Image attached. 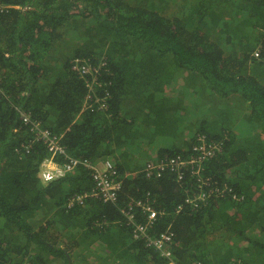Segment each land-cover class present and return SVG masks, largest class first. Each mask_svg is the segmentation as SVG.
I'll return each instance as SVG.
<instances>
[{"label": "trees", "instance_id": "16d2710c", "mask_svg": "<svg viewBox=\"0 0 264 264\" xmlns=\"http://www.w3.org/2000/svg\"><path fill=\"white\" fill-rule=\"evenodd\" d=\"M71 32L77 42L66 38ZM258 44L261 55L254 59ZM74 57L106 61L109 73L97 86L102 107L82 110L88 91L70 68ZM161 64L160 73L188 72L199 96L208 91L224 98L226 104H212L213 119L198 112L205 118L195 134L223 140L201 175L208 177L207 190L226 185L241 199L211 196L196 207L199 182L188 171L180 180L169 172L146 178L140 165L126 174L123 163L110 157L137 144L128 138L136 117L128 116V102L136 98L157 110L152 93L138 94L157 81ZM227 98L245 103V111L230 107ZM234 109L256 123L248 136L241 120L222 125L220 133L209 131ZM18 110L61 133L70 154L112 160L122 180L116 203L88 198L67 205L93 187L82 165L43 183L38 171L47 148L32 140ZM165 125L162 120L159 127ZM168 136L158 138V158L187 155L190 147H168ZM146 196L164 211L153 232L170 226L177 264H225L233 257L264 264V0H0V264H167L133 236L121 211ZM133 211L135 221L144 220L138 208ZM230 237L239 245L234 256L225 249ZM95 242L102 243L97 248Z\"/></svg>", "mask_w": 264, "mask_h": 264}, {"label": "built area", "instance_id": "2783aa9c", "mask_svg": "<svg viewBox=\"0 0 264 264\" xmlns=\"http://www.w3.org/2000/svg\"><path fill=\"white\" fill-rule=\"evenodd\" d=\"M260 47L258 44L252 51V58H260ZM70 68L84 80L88 91L84 104H82V110L88 109L93 104L100 105L99 102H103V100L100 99V96H97V86L102 81V73H108L106 61L100 59L96 63L91 64L83 57H74L70 61ZM100 106L102 107V105ZM18 112L23 122L29 125V131L33 135L32 140L40 141L47 148L48 156L41 162L38 171V177L43 183L47 184L61 178H66L69 174L74 173L78 166H86L90 170L93 187L89 191L74 194L68 200L67 205L70 207L81 205L88 198L100 200L105 204L116 203L121 190L122 180L117 168H115L110 159L103 162L102 168H98L77 156L71 155L60 141L61 133L55 134L48 128L43 127L40 122L33 121L28 113L21 110H18ZM222 147V139H208L203 133H197L194 135L187 155L174 154L172 156H163L156 160H149L145 162L141 168V172L146 178L152 179L159 178L167 172L174 173L177 180H180L188 171L194 180L199 182V185H197L199 194L195 198L196 202L194 203L196 207L204 203L211 196L224 197L229 195L232 199L239 200L242 196H237L226 185L210 190L205 188L210 183L208 177L204 179L203 175H201V171H204V163L217 156L222 151ZM49 165H55V167H50ZM48 175H51L53 178L46 179ZM134 208H138L141 211L144 216L143 221H135ZM179 210H181L180 205L177 206L175 212ZM121 211L127 223L131 226L132 234L136 239H140L146 247L153 249L167 264H177L172 256L173 232L170 230V226L168 225L165 230L158 233L153 232L155 222L164 214V211L157 210L148 196L132 202L130 206L123 208ZM195 264L202 263L198 261ZM225 264H243V262L240 259H234Z\"/></svg>", "mask_w": 264, "mask_h": 264}, {"label": "rangeland", "instance_id": "374dc122", "mask_svg": "<svg viewBox=\"0 0 264 264\" xmlns=\"http://www.w3.org/2000/svg\"><path fill=\"white\" fill-rule=\"evenodd\" d=\"M78 10H80V9H78ZM78 10L75 9L72 12L78 13ZM85 20H86V18H85ZM91 22L92 21H89V18H87L86 23L91 25ZM73 34H75V33H72V34L66 33V38L70 42H73V41L77 42V40L79 38L77 37L76 34L75 35H73ZM100 59H103V58H100ZM97 64H99V63H97ZM161 68H162V64L159 65L158 67H156L157 81L153 80V82L150 83L149 89L144 90V91H140L138 96L142 97V96H146V94H148V93H152L154 101L156 98L159 99V101H163L165 98H171L172 102L173 101L179 102L180 100L181 101L186 100V102H190V105H185L187 107V111H183V112L181 111V113H180V110H178L179 114H181L182 116H185L183 121L181 122L182 127L188 130V133H189L188 136H193V137H190V141L188 142V144L186 146L187 148L185 147L186 148L185 150H187L191 145V142L194 138L196 131L199 129L198 126L202 125V122H200V120L205 118L204 115H198V112L199 113H205L207 115H209L211 113L209 116H211L213 119L215 117V113H212V110H214V109H212V104L215 102V104H217V106H221V105H224L226 103H225L224 98H216L215 99L214 97H212L208 93V91L206 92L207 94L205 96H203L202 92L200 93V96L198 94H196V92L194 91V85H192V82L189 81L190 75L188 74V72H186V71L184 72V70L180 72L176 68V69H174L173 73H167L166 74L163 72L160 73ZM108 73H109V69H108ZM196 74H198V73H196ZM198 75H200V74H198ZM199 79H200V77H199ZM102 83H103V80L101 81L99 86H101ZM196 84H199V83H196ZM160 94H162V95H160ZM163 96L165 98H163ZM207 96H209L208 98H210V96H211L212 99L211 100L207 99ZM141 101L142 100H137L135 98L134 101L128 102L130 105V108L132 110L131 112L133 113V115L136 114L134 116L141 117L140 114H138L139 113L138 108H139V106L143 107L144 104L146 103L145 102V103L140 104ZM203 101H205V102L203 103ZM234 102H235V100L233 98L228 99V105H230V107H233L235 109H236V107L241 108V110L244 109V111H245V106H246L245 103H243L240 100L237 101L236 103H234ZM165 103H167V102H165ZM147 104H150V102H147ZM154 106H157V105H154ZM159 108H160V106H157V109H159ZM235 109H234V111H235ZM200 111H202V112H200ZM240 115L241 114L239 112L235 111L234 115L230 119L227 117V118H223V120H222V118L220 117L219 120L220 121L222 120V121L218 124H215V125L212 124L213 127L209 126L208 127L210 129L209 131L214 130L213 132L220 133L218 131V129L222 125L227 126L228 124L233 123L235 120H241V125H242L241 133H243L242 134L243 136L244 135L248 136L252 132V129L254 127H257V125L254 122H252V124H254L255 126H253L251 123H249V122H251V120H249V122L243 121V119ZM177 116H178V114H177ZM224 116L225 115H223L222 117H224ZM244 118H245V116H244ZM186 119L190 120V122H189V125L187 127H184L186 125ZM194 130H196L195 133H194ZM221 134L225 135L226 132L224 131ZM132 137H133V140L139 145L138 134L132 133ZM223 137H226V136H223ZM186 139H187V136L184 138V140H186ZM216 244H218V243L212 244V245H210V247L212 248ZM227 244H228L227 245L228 248H225V249H229V251L233 254L232 256H234V253H236L234 250H237V247H239L238 243L236 244L235 240L232 237H230V241ZM243 244L240 243V246H245Z\"/></svg>", "mask_w": 264, "mask_h": 264}, {"label": "crops", "instance_id": "0c3cea01", "mask_svg": "<svg viewBox=\"0 0 264 264\" xmlns=\"http://www.w3.org/2000/svg\"><path fill=\"white\" fill-rule=\"evenodd\" d=\"M204 102L205 101H203V103ZM151 104L153 106L154 105L160 106V108L157 110L156 109L151 110V108H148L149 105H147V107H140L138 108L139 109L138 114H140L141 117L136 116L135 120L134 118L132 119L133 130H131V132L129 133L128 138L133 139V137H131L132 133H137L139 139V145L136 144L133 149L126 150V148H124L123 153L116 150L114 154L110 156L113 157L112 159L114 162L117 161L119 163H123L125 168L124 173L129 172L128 170L139 165L143 167L145 162L149 160L158 159L159 156L158 150L161 147H163L162 144L158 143L159 142L158 138L160 137V135L169 134V137H167V146L175 149L179 148L182 151H184L187 148L186 146L190 141V137H193V136H188L189 134L188 130L182 127L181 122L183 121L185 116H182L181 114L178 113V110H180V113L181 111L182 112L187 111V107L185 105H190V102H186V100L185 101L180 100L179 102H174V101L172 102L171 98H165L163 101L158 100V102L155 101V103H151ZM166 107H168V110ZM170 108H175L177 111H171ZM127 114L128 116H131L133 113L131 112ZM162 120L166 125L164 127H159L160 122ZM189 122L190 120L186 119V125L184 127H187L189 125ZM162 128H165L164 129L165 133L159 132V129ZM195 131L196 130H194V133ZM168 132H172V133H168ZM186 136L187 139L184 140ZM102 159L104 158L101 159L97 158L94 161L87 159H82V160L91 163L93 166L102 168L103 162L107 160V159L105 160ZM99 243L102 242H95L94 246H97V248L100 247ZM234 259L236 260L237 258L233 257L231 260Z\"/></svg>", "mask_w": 264, "mask_h": 264}, {"label": "clouds", "instance_id": "9594fccd", "mask_svg": "<svg viewBox=\"0 0 264 264\" xmlns=\"http://www.w3.org/2000/svg\"><path fill=\"white\" fill-rule=\"evenodd\" d=\"M113 162V161H112ZM113 164H114V162H113ZM50 167H55V165H49ZM53 177L51 176V175H48L47 177H46V179H52Z\"/></svg>", "mask_w": 264, "mask_h": 264}]
</instances>
